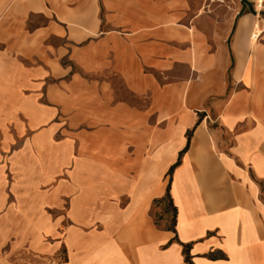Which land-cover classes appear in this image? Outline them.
Here are the masks:
<instances>
[{
  "label": "crops",
  "instance_id": "obj_1",
  "mask_svg": "<svg viewBox=\"0 0 264 264\" xmlns=\"http://www.w3.org/2000/svg\"><path fill=\"white\" fill-rule=\"evenodd\" d=\"M207 1L0 0V264H264V0Z\"/></svg>",
  "mask_w": 264,
  "mask_h": 264
},
{
  "label": "rangeland",
  "instance_id": "obj_2",
  "mask_svg": "<svg viewBox=\"0 0 264 264\" xmlns=\"http://www.w3.org/2000/svg\"><path fill=\"white\" fill-rule=\"evenodd\" d=\"M215 0H208L207 2H214ZM219 1V0H217ZM5 14V8H0V30L1 32L3 33L5 31V27H7V25H5L4 23H1L2 21V18ZM34 22H36V20H34ZM5 45V39H4V35H0V49H3ZM167 201H164V204L162 203V205H159L158 203H156V206H162L163 209L166 208V219H167V224L168 223H171L172 219H171V216L173 215V211L170 209L169 206H167ZM158 212H156L157 214ZM162 217H158L157 216V219H161ZM49 264H52V263H49Z\"/></svg>",
  "mask_w": 264,
  "mask_h": 264
},
{
  "label": "trees",
  "instance_id": "obj_3",
  "mask_svg": "<svg viewBox=\"0 0 264 264\" xmlns=\"http://www.w3.org/2000/svg\"><path fill=\"white\" fill-rule=\"evenodd\" d=\"M165 199H166V198H163L164 201H165ZM163 200H162V201H163ZM160 201H161V200H158V201H155V202L157 203V202H160ZM158 204H159V203H158ZM173 216H174V211H173ZM172 220H173V219H172Z\"/></svg>",
  "mask_w": 264,
  "mask_h": 264
}]
</instances>
